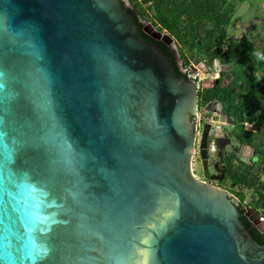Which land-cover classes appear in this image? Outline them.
I'll return each mask as SVG.
<instances>
[{"label": "water", "instance_id": "1", "mask_svg": "<svg viewBox=\"0 0 264 264\" xmlns=\"http://www.w3.org/2000/svg\"><path fill=\"white\" fill-rule=\"evenodd\" d=\"M131 7L0 0V264H264L237 202L193 176L175 40Z\"/></svg>", "mask_w": 264, "mask_h": 264}, {"label": "flooded vegetation", "instance_id": "2", "mask_svg": "<svg viewBox=\"0 0 264 264\" xmlns=\"http://www.w3.org/2000/svg\"><path fill=\"white\" fill-rule=\"evenodd\" d=\"M168 47L176 52L182 75L197 88L193 176L228 193L242 223L264 233V59L222 60L225 48L222 59L212 61L206 50H183L189 59L183 66L179 48Z\"/></svg>", "mask_w": 264, "mask_h": 264}, {"label": "trees", "instance_id": "3", "mask_svg": "<svg viewBox=\"0 0 264 264\" xmlns=\"http://www.w3.org/2000/svg\"><path fill=\"white\" fill-rule=\"evenodd\" d=\"M134 15L141 27L150 22L159 32L168 33L179 46L183 66L189 65L185 52H206L211 60L263 55L255 51L246 39L242 44L227 37V30L235 16L236 8L228 0H129ZM142 36L152 44L160 42L142 32ZM162 51L167 55L177 74L182 75L176 52L165 44ZM213 51V53H211ZM251 236L264 245V233L245 225Z\"/></svg>", "mask_w": 264, "mask_h": 264}, {"label": "rangeland", "instance_id": "4", "mask_svg": "<svg viewBox=\"0 0 264 264\" xmlns=\"http://www.w3.org/2000/svg\"><path fill=\"white\" fill-rule=\"evenodd\" d=\"M236 8L235 16L227 30L231 39H246L264 51V0H228ZM145 25L150 22H145ZM163 34H168L162 32ZM176 48H179L175 42ZM264 55V54H263Z\"/></svg>", "mask_w": 264, "mask_h": 264}, {"label": "clouds", "instance_id": "5", "mask_svg": "<svg viewBox=\"0 0 264 264\" xmlns=\"http://www.w3.org/2000/svg\"><path fill=\"white\" fill-rule=\"evenodd\" d=\"M258 58H259V59H264V55H259V54H258Z\"/></svg>", "mask_w": 264, "mask_h": 264}, {"label": "built area", "instance_id": "6", "mask_svg": "<svg viewBox=\"0 0 264 264\" xmlns=\"http://www.w3.org/2000/svg\"><path fill=\"white\" fill-rule=\"evenodd\" d=\"M189 71V69L188 68H186V69H183V72L185 73V72H188Z\"/></svg>", "mask_w": 264, "mask_h": 264}]
</instances>
